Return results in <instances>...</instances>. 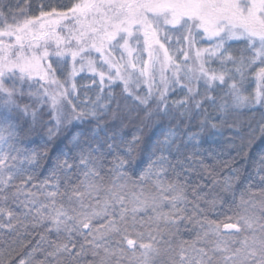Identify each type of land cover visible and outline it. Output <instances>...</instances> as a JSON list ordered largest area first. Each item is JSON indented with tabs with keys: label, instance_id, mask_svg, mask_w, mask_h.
<instances>
[{
	"label": "snow or ice",
	"instance_id": "6c2138e0",
	"mask_svg": "<svg viewBox=\"0 0 264 264\" xmlns=\"http://www.w3.org/2000/svg\"><path fill=\"white\" fill-rule=\"evenodd\" d=\"M0 264H264V0H0Z\"/></svg>",
	"mask_w": 264,
	"mask_h": 264
},
{
	"label": "trees",
	"instance_id": "16d2710c",
	"mask_svg": "<svg viewBox=\"0 0 264 264\" xmlns=\"http://www.w3.org/2000/svg\"><path fill=\"white\" fill-rule=\"evenodd\" d=\"M53 2H55V0H53Z\"/></svg>",
	"mask_w": 264,
	"mask_h": 264
}]
</instances>
